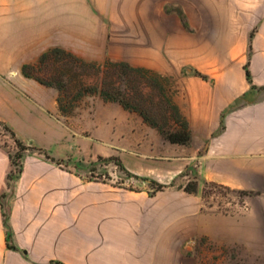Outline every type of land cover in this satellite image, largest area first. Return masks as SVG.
Segmentation results:
<instances>
[{"label":"crops","instance_id":"crops-1","mask_svg":"<svg viewBox=\"0 0 264 264\" xmlns=\"http://www.w3.org/2000/svg\"><path fill=\"white\" fill-rule=\"evenodd\" d=\"M116 1L0 0L1 119L18 129L7 108L23 127L36 129L51 117L66 124L56 115V89L24 76L15 83L9 75L54 46L106 58L109 18L121 15ZM144 1L149 11L147 2L154 0ZM177 1L183 18L178 49L225 50L165 59L182 66L173 98L188 122L190 147L171 143L138 113L93 95L68 117L80 125L83 155L119 165L129 180L154 179L163 188L192 162L203 179L264 196V0ZM203 33L227 35L210 41ZM50 138L69 141L56 130ZM10 166L0 151V264H182L178 250L160 244L177 238L160 226L168 209V196H160L165 190L153 196L149 186L82 180L40 158L10 179Z\"/></svg>","mask_w":264,"mask_h":264},{"label":"rangeland","instance_id":"rangeland-1","mask_svg":"<svg viewBox=\"0 0 264 264\" xmlns=\"http://www.w3.org/2000/svg\"><path fill=\"white\" fill-rule=\"evenodd\" d=\"M116 3L121 5V15L109 18L110 43L106 58L98 59L95 50L89 51L91 56L84 58L99 63L107 58L114 61L127 60L135 66L147 67L157 73V68H162L166 71L163 76L173 84L182 66L167 64L165 59L192 56L193 52L223 55L225 51L219 48L191 49L186 53L178 49L182 34L177 31V22L183 18L177 17L180 12L177 0L147 2L149 11L144 0H117ZM146 12H149V16H146ZM160 22L165 24L162 30ZM189 35L192 37V34ZM225 35L201 34L202 39L210 41H218ZM249 35L251 39L255 35L254 31ZM249 48H252L251 42ZM11 73V81L18 83L23 80L21 73ZM87 97L80 105L90 102ZM6 109L12 124L18 126L16 129L0 118V151L10 157V179L40 158L52 167L78 174L82 180L106 182L136 190L149 186L153 196L158 191V185H162L154 179L147 182L142 179L129 180L119 165L85 157L81 128L73 119L71 121L70 118L58 116L66 123L62 126L51 117V122L41 123L32 129L22 126L17 112ZM54 130L68 137L69 141L66 143L63 138L58 144L53 142L50 135ZM16 140L21 141V144ZM187 146L190 147L189 144ZM45 153L60 160L61 164L47 158ZM192 188L196 190L188 191ZM161 190L165 192L160 196H168V209L160 226L163 232L177 238L161 241L160 244H163V248L178 250L182 264H264V196L249 189L230 188L203 179L192 162L171 185Z\"/></svg>","mask_w":264,"mask_h":264},{"label":"trees","instance_id":"trees-1","mask_svg":"<svg viewBox=\"0 0 264 264\" xmlns=\"http://www.w3.org/2000/svg\"><path fill=\"white\" fill-rule=\"evenodd\" d=\"M20 71L25 78L57 90L58 110L64 118L73 116L85 97L98 95L106 102H116L138 113L171 143L187 145L191 141L188 122L173 98V84L150 68L109 58L99 63L54 46L42 52L34 62L23 63ZM247 75L249 78V72ZM11 133L15 136L12 130ZM45 154L61 164L60 160ZM163 187L158 185L157 189ZM52 264L64 263L54 261Z\"/></svg>","mask_w":264,"mask_h":264}]
</instances>
